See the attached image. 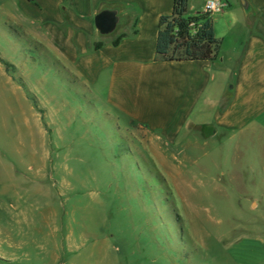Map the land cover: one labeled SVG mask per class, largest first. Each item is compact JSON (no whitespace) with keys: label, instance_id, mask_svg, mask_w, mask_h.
Instances as JSON below:
<instances>
[{"label":"rangeland","instance_id":"1","mask_svg":"<svg viewBox=\"0 0 264 264\" xmlns=\"http://www.w3.org/2000/svg\"><path fill=\"white\" fill-rule=\"evenodd\" d=\"M2 25L0 264H264V120L168 148Z\"/></svg>","mask_w":264,"mask_h":264},{"label":"crops","instance_id":"2","mask_svg":"<svg viewBox=\"0 0 264 264\" xmlns=\"http://www.w3.org/2000/svg\"><path fill=\"white\" fill-rule=\"evenodd\" d=\"M206 1L199 0L196 11V0H188L187 15L205 13ZM221 1L227 7L213 16L222 40L215 61L158 59L160 21L173 14L175 0H0V18L4 28L20 29L35 42L61 76L83 86L107 113L174 148L189 128L210 124L218 132L237 133L264 120V0H250L251 20L239 4L243 22L233 16L240 10ZM103 11L119 18L106 35L95 24ZM18 90L12 88L13 95Z\"/></svg>","mask_w":264,"mask_h":264},{"label":"trees","instance_id":"3","mask_svg":"<svg viewBox=\"0 0 264 264\" xmlns=\"http://www.w3.org/2000/svg\"><path fill=\"white\" fill-rule=\"evenodd\" d=\"M187 13L188 0H175L173 14L161 18L157 40L158 59L166 62L217 60L222 40L216 35L213 17L207 13L194 16H188ZM123 37H119L114 45L117 46ZM100 47L102 44H97L96 48ZM3 64L9 70L10 65Z\"/></svg>","mask_w":264,"mask_h":264},{"label":"water","instance_id":"4","mask_svg":"<svg viewBox=\"0 0 264 264\" xmlns=\"http://www.w3.org/2000/svg\"><path fill=\"white\" fill-rule=\"evenodd\" d=\"M240 7L242 9L245 20H251L255 16V8L250 2V0H239ZM119 23V18L117 17V12L103 11L95 18V24L97 29L102 34L112 33L117 24ZM233 86L230 85L227 90V95L232 96ZM218 130L216 127L212 126V129H207L205 134L207 138H212L217 134Z\"/></svg>","mask_w":264,"mask_h":264},{"label":"built area","instance_id":"5","mask_svg":"<svg viewBox=\"0 0 264 264\" xmlns=\"http://www.w3.org/2000/svg\"><path fill=\"white\" fill-rule=\"evenodd\" d=\"M226 7L227 4L221 0H207L204 4V11L213 17L215 14L222 13Z\"/></svg>","mask_w":264,"mask_h":264},{"label":"flooded vegetation","instance_id":"6","mask_svg":"<svg viewBox=\"0 0 264 264\" xmlns=\"http://www.w3.org/2000/svg\"><path fill=\"white\" fill-rule=\"evenodd\" d=\"M207 129H212V125L206 124L203 126V131L205 132Z\"/></svg>","mask_w":264,"mask_h":264}]
</instances>
